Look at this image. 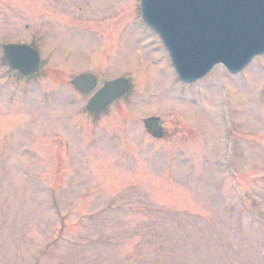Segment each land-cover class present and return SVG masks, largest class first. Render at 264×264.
<instances>
[{
    "label": "rangeland",
    "instance_id": "374dc122",
    "mask_svg": "<svg viewBox=\"0 0 264 264\" xmlns=\"http://www.w3.org/2000/svg\"><path fill=\"white\" fill-rule=\"evenodd\" d=\"M138 4L0 0V264H264V55L182 84ZM31 33L54 72L13 81ZM91 58L131 85L95 121L68 84Z\"/></svg>",
    "mask_w": 264,
    "mask_h": 264
},
{
    "label": "water",
    "instance_id": "95a60500",
    "mask_svg": "<svg viewBox=\"0 0 264 264\" xmlns=\"http://www.w3.org/2000/svg\"><path fill=\"white\" fill-rule=\"evenodd\" d=\"M142 23L155 33L177 79L192 84L222 66L229 74L242 72L264 55V0H139ZM12 71L30 77L39 69V54L26 45L2 47ZM96 78L80 75L71 84L84 92V82L95 86ZM130 91L126 79L104 83L89 100L86 110L98 114ZM144 128L160 138L157 118H148Z\"/></svg>",
    "mask_w": 264,
    "mask_h": 264
},
{
    "label": "flooded vegetation",
    "instance_id": "af4514ba",
    "mask_svg": "<svg viewBox=\"0 0 264 264\" xmlns=\"http://www.w3.org/2000/svg\"><path fill=\"white\" fill-rule=\"evenodd\" d=\"M53 1H57V0H53ZM110 6H105L104 7V10H110L109 8ZM59 8V7H58ZM48 9H52L53 11H57V7L54 8V6H49L48 5ZM103 10V9H101ZM103 10V12H104ZM42 17V16H41ZM38 22H40L42 25H49L45 19H40L38 20ZM34 35L31 33V41L28 42V43H23V42H20V43H17V42H14V44H24V45H27L28 47H30L31 49L35 50L38 52L39 54V58H40V64H39V69L37 71V73L31 77H21L17 72H13L11 70H9L8 68L6 69V71L8 72V77H10V79H12L13 81H31V80H34V79H37L41 76V71L42 70H45L47 71L49 74H47L48 76L47 77H50L51 74H53L52 72H54V69H51V68H44V63L42 62V53L39 49V47H37V45L35 44V37H33ZM37 37V36H36ZM1 53H2V46H1ZM63 58H66V57H63ZM101 59V58H100ZM92 58L88 60V62L86 64H84V66H82L80 69L82 70L81 72H79L78 74H76L75 76L72 77V79H70L68 81V84L72 87V90H73V93H72V96L74 99H84L85 102H84V105L81 106V108H79V112L84 115V117L86 119H88V121H95L96 119H98L99 116H102V115H105L107 114L108 110L111 108V107H114L115 105L118 104L119 101L123 100L126 96H124L123 98L117 100V101H114L110 106H108L107 108H105L104 110H102L100 113L98 114H92V113H89L87 112L86 110V106H87V103L89 102V100L93 97V95H95V93L102 88V86L104 85V83L106 82H109L113 79H106L102 74H104V72L106 71L105 68H101V66H96L95 63L92 62ZM44 68V69H43ZM93 68H95L94 71ZM92 69V70H91ZM79 75H91V76H94L96 78V84L95 86H91L90 84L84 82L80 85L81 89L84 91V92H81V90L75 88L71 82L72 80L79 76ZM131 88V87H130ZM130 92H131V89H130ZM80 101V100H79ZM158 124H159V127L161 129V134H160V138H155L157 140H163L167 137V131L165 130L162 122L160 120H158ZM151 137L152 135L150 133H148Z\"/></svg>",
    "mask_w": 264,
    "mask_h": 264
}]
</instances>
